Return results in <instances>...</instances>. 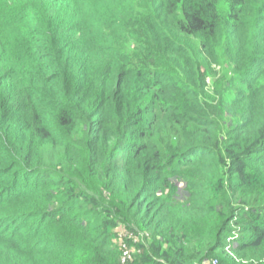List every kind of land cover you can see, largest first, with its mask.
<instances>
[{
  "label": "trees",
  "instance_id": "obj_1",
  "mask_svg": "<svg viewBox=\"0 0 264 264\" xmlns=\"http://www.w3.org/2000/svg\"><path fill=\"white\" fill-rule=\"evenodd\" d=\"M229 238L264 263V0H0V264Z\"/></svg>",
  "mask_w": 264,
  "mask_h": 264
},
{
  "label": "rangeland",
  "instance_id": "obj_2",
  "mask_svg": "<svg viewBox=\"0 0 264 264\" xmlns=\"http://www.w3.org/2000/svg\"><path fill=\"white\" fill-rule=\"evenodd\" d=\"M246 262H248V261H246ZM239 264V263H235V262H233L232 260H230V259H228V258H226V261H224V262H221L220 261V259H219V257H217L216 259H212L211 260V262L209 263V264ZM246 264H252V263H246ZM254 264H260V263H254ZM262 264H264V263H262Z\"/></svg>",
  "mask_w": 264,
  "mask_h": 264
},
{
  "label": "built area",
  "instance_id": "obj_3",
  "mask_svg": "<svg viewBox=\"0 0 264 264\" xmlns=\"http://www.w3.org/2000/svg\"><path fill=\"white\" fill-rule=\"evenodd\" d=\"M232 240H233V238H229V240H228V246L226 247V251L233 257V258H235L238 262H239V259L238 258H236V256L233 254V251H232ZM211 262V260L210 261H207L205 264H209Z\"/></svg>",
  "mask_w": 264,
  "mask_h": 264
},
{
  "label": "crops",
  "instance_id": "obj_4",
  "mask_svg": "<svg viewBox=\"0 0 264 264\" xmlns=\"http://www.w3.org/2000/svg\"><path fill=\"white\" fill-rule=\"evenodd\" d=\"M228 256H229V259H230V260H232L233 262H235V261H234L235 258H233L231 255H228ZM235 263L246 264V263H248V262H246V261H239V262H238V261L236 260Z\"/></svg>",
  "mask_w": 264,
  "mask_h": 264
},
{
  "label": "clouds",
  "instance_id": "obj_5",
  "mask_svg": "<svg viewBox=\"0 0 264 264\" xmlns=\"http://www.w3.org/2000/svg\"><path fill=\"white\" fill-rule=\"evenodd\" d=\"M229 243V242H228ZM234 243V242H233ZM232 246H233V244H232ZM225 251H226V248H225ZM226 253H227V255H230L227 251H226ZM240 261V260H239Z\"/></svg>",
  "mask_w": 264,
  "mask_h": 264
}]
</instances>
